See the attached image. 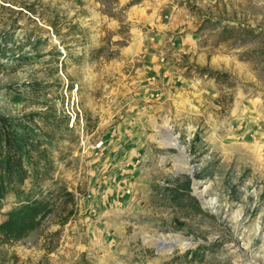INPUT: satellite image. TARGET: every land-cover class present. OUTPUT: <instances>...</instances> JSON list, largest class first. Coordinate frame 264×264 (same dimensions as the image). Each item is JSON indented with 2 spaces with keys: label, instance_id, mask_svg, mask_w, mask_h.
<instances>
[{
  "label": "rangeland",
  "instance_id": "rangeland-1",
  "mask_svg": "<svg viewBox=\"0 0 264 264\" xmlns=\"http://www.w3.org/2000/svg\"><path fill=\"white\" fill-rule=\"evenodd\" d=\"M89 1L0 0V114L39 110L19 95L50 85L41 97L70 128L55 176L74 195L0 254L264 264V0ZM65 79L84 127H70ZM167 123L180 148L163 144ZM156 236L190 245L163 252Z\"/></svg>",
  "mask_w": 264,
  "mask_h": 264
},
{
  "label": "trees",
  "instance_id": "trees-1",
  "mask_svg": "<svg viewBox=\"0 0 264 264\" xmlns=\"http://www.w3.org/2000/svg\"><path fill=\"white\" fill-rule=\"evenodd\" d=\"M48 83H30L32 97L19 95L37 111L20 117L0 114V246L21 242L52 215L59 200H74L56 178V150L70 131L68 120L48 95ZM17 102L21 99L16 97ZM53 187V188H52ZM11 207L3 211L8 199ZM0 254V264H8Z\"/></svg>",
  "mask_w": 264,
  "mask_h": 264
},
{
  "label": "bare ground",
  "instance_id": "bare-ground-1",
  "mask_svg": "<svg viewBox=\"0 0 264 264\" xmlns=\"http://www.w3.org/2000/svg\"><path fill=\"white\" fill-rule=\"evenodd\" d=\"M163 131L167 132V135H166L167 137L166 138L163 137V144L166 143L169 146H175L177 148H180L179 143L176 140V137L174 135H173L174 137L171 136L172 133H171V135L169 134V132L172 131V127L168 123L164 126ZM180 151L182 153L183 150L181 149ZM203 192L201 193V196L204 195ZM207 205L210 206L211 203L207 202ZM152 238H154V237H152ZM171 239H173V240L169 241ZM151 241L155 242V244H158L160 247V250H162L163 252L167 251V248H169V247L172 248L173 246H175V247L176 246H182V248L184 247L183 249H185L186 247H188L190 245L189 242H187L188 240H186V238L181 237V236L180 237L179 236H173V238L160 237V236L157 237L156 236V238H154V240H151Z\"/></svg>",
  "mask_w": 264,
  "mask_h": 264
},
{
  "label": "built area",
  "instance_id": "built-area-1",
  "mask_svg": "<svg viewBox=\"0 0 264 264\" xmlns=\"http://www.w3.org/2000/svg\"><path fill=\"white\" fill-rule=\"evenodd\" d=\"M67 82L68 91L66 90V104H65V110L68 115V118L70 119V127H74L75 124L80 122L82 124V127H84L83 118H82V110L80 108L79 99L77 98L76 93L73 91H69V82L67 79H65Z\"/></svg>",
  "mask_w": 264,
  "mask_h": 264
},
{
  "label": "crops",
  "instance_id": "crops-1",
  "mask_svg": "<svg viewBox=\"0 0 264 264\" xmlns=\"http://www.w3.org/2000/svg\"><path fill=\"white\" fill-rule=\"evenodd\" d=\"M86 1H89V0H86ZM94 1L95 0H90L89 2H90V6L94 3ZM168 0H154V3H152L151 2V0H140V1H137L138 3L137 4H139L141 7H142V9H145V8H150V5H155V3H160V2H167ZM118 2H120V0H118ZM98 4H99V2H97ZM148 3V4H147ZM96 4V3H95ZM95 4H93V6L95 5ZM147 5V6H146ZM164 6H167L168 7V5H164ZM87 7V6H86ZM163 7V6H162ZM167 7H165L166 9H167ZM163 9L164 10V12H167V11H165L166 9ZM162 15H163V13H162ZM160 23L164 26L165 25V21L164 20H160Z\"/></svg>",
  "mask_w": 264,
  "mask_h": 264
}]
</instances>
